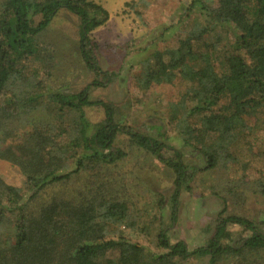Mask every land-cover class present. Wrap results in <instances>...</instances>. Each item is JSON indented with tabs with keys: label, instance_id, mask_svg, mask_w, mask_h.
<instances>
[{
	"label": "trees",
	"instance_id": "obj_1",
	"mask_svg": "<svg viewBox=\"0 0 264 264\" xmlns=\"http://www.w3.org/2000/svg\"><path fill=\"white\" fill-rule=\"evenodd\" d=\"M60 10L79 19L78 39L65 52L58 42L65 39L50 28ZM184 13L188 22L172 24L176 44L141 59L132 84L145 93L152 84L182 80L185 89L168 105L182 144L197 150L207 174L225 170L234 198L249 191L264 203V163L252 179L248 175L255 157L264 161V138L256 153L249 141L264 130V0H191ZM107 19L96 0L0 2V161L25 177L21 187L0 180V264H187L194 256H207L204 264H264V215L255 221L230 212L228 198L215 189L221 209L205 245L189 249L159 229L162 251L155 254L123 235L121 228L138 221L112 189L123 184L112 172L129 154L119 147L121 136L171 170L173 219L179 191L192 176L180 150L118 123L110 103L89 99L91 85L105 84L97 76L109 80L93 55L99 45L91 35ZM64 54L93 73L90 85L62 91L54 63ZM90 106L102 109V122L91 125ZM244 145L247 160L240 155ZM230 226L240 231L235 239Z\"/></svg>",
	"mask_w": 264,
	"mask_h": 264
},
{
	"label": "rangeland",
	"instance_id": "obj_2",
	"mask_svg": "<svg viewBox=\"0 0 264 264\" xmlns=\"http://www.w3.org/2000/svg\"><path fill=\"white\" fill-rule=\"evenodd\" d=\"M190 1L96 0L107 10L108 19L91 34L99 45L93 55L101 74L109 76V80L104 82L102 76H97L96 79L105 84L91 85L88 90L89 99L110 103L118 123L128 125L135 131L180 150L182 160L188 167V174L192 176L187 188L183 187L179 191L173 219L171 196L174 184L171 170L143 150L134 149L125 137H120V145H117L129 154L112 172L113 176L122 177L123 184L115 182L112 189L114 194L122 196V201L128 206L129 215L135 216L138 221L134 225L135 229H121L125 237L140 243L147 251L155 254L162 251L156 245L159 229H165L169 242L183 240L189 249L205 245L214 230L216 215L221 209L220 200L212 193L214 189L219 195L228 198L230 212L255 221H259L264 215L262 196L246 191L244 195H238V199L234 198L226 191L227 185L224 182L229 179L226 178L225 170L220 169L211 174L201 170L204 163L202 157L191 145L182 144L175 126L168 121L169 103L177 102L185 89L182 80L178 79L172 84H152L145 93L138 91L132 84L141 59L149 56L157 47L176 44L178 34L172 24L180 18L185 23L190 20L184 17V8ZM206 1L207 4L216 2ZM78 24L79 19L66 10H60L55 15L50 28L66 40L58 41L65 47L60 52L70 51V44L78 39ZM47 48V52H55L52 47ZM59 49L60 46L57 47ZM62 57V61L54 63V67L60 68L62 74L59 84L62 91L74 92L91 84L95 76L84 67L79 58L69 57L67 54ZM46 73L45 70L43 74ZM45 79L50 81V77L46 76ZM51 80L53 83L59 82L54 78ZM86 114L91 125L102 122L104 118L102 109L96 106L87 107ZM263 138L262 129L250 135V148L253 153L257 152L256 144L262 143ZM260 147L264 148V144ZM246 149L245 145L242 146L240 155L243 160H247V157L249 159L250 153ZM166 153L171 155L170 151ZM263 163L260 156L251 161L248 168L251 179L255 175L254 169L257 172ZM120 177L116 181L121 183ZM215 178L218 179L216 183ZM229 178H233L232 175ZM24 179L17 166L0 161V180L8 185L21 187ZM159 201L162 206L158 209ZM230 230L235 233L233 238L240 235L236 226H230ZM207 258L194 256L187 260V264H204Z\"/></svg>",
	"mask_w": 264,
	"mask_h": 264
}]
</instances>
